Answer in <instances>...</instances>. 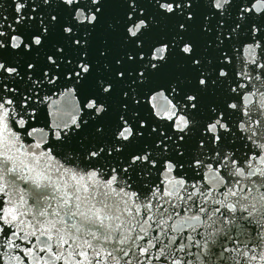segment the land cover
Segmentation results:
<instances>
[{
	"label": "snow or ice",
	"instance_id": "obj_1",
	"mask_svg": "<svg viewBox=\"0 0 264 264\" xmlns=\"http://www.w3.org/2000/svg\"><path fill=\"white\" fill-rule=\"evenodd\" d=\"M5 4L0 264H188L180 240L206 227L201 217L218 189L222 198L213 202L229 214L239 208L241 217L259 213L264 220V0ZM46 102L53 111L44 112ZM42 114L43 126H35ZM241 177L250 186L241 190L244 199L225 203L237 196L233 185ZM61 187L68 189L59 203L71 234L60 212L53 209L48 220L45 211ZM97 189L108 190L101 207L71 210L70 194ZM18 192L24 194L13 199ZM25 213H32L31 224ZM239 230L245 233L246 224ZM219 231L205 233L203 248ZM238 255L239 264L257 259Z\"/></svg>",
	"mask_w": 264,
	"mask_h": 264
},
{
	"label": "water",
	"instance_id": "obj_2",
	"mask_svg": "<svg viewBox=\"0 0 264 264\" xmlns=\"http://www.w3.org/2000/svg\"><path fill=\"white\" fill-rule=\"evenodd\" d=\"M6 6L5 0H0V7ZM53 92H56L54 89ZM52 100L57 101L58 105L62 102V98L58 97L57 95H52ZM53 111V109H49L47 107V102L44 108V112H50ZM57 119L56 115H52L48 117V122L52 123L54 120ZM44 123V115L42 114L40 117V124L35 126H43ZM26 140H30V138H26ZM31 141H29L30 143ZM42 147H44L42 145ZM54 175V173H53ZM55 178V176H54ZM240 183L239 185H233L234 190L237 191V196L231 197L228 200L225 201V203H237L239 200L244 199L242 195L241 190H247L250 186L248 185V182L245 178H239ZM7 182V177H5L4 181H0V183ZM19 187L21 189H25L26 185L24 183H20ZM113 188H115V185H113ZM259 191V189H257ZM40 191V190H35ZM68 189L65 188H59L57 193H51V189H48L47 191H43L41 194L48 198L49 194L56 195L57 199L50 201L51 207H45V211L49 213L47 219L51 220L53 212V209L60 212V216L64 217L63 224L65 225L64 231L71 234L75 231V229H72L68 227L71 225L72 220H69L64 215V210H62V206L60 205L59 201L63 200L64 197L59 194V192H67ZM101 192L107 193V189H97L95 193L92 192H80L75 193L73 192L70 194L67 198L70 201V208L72 211H80L85 214H89V210L93 207H101V204L99 201L102 199ZM220 190H217V195L214 198H210L209 204L211 205V211H209V214L207 216H202L201 219L206 225V227H200L197 229V232L199 235L193 234L191 232L185 231L184 233V239L180 240V243L185 244L186 251L189 253V256L186 258L188 261V264H232V261L228 259L227 257H235L237 264H239V261L241 257L238 255L239 252H248L249 257L251 256H257V259L252 261L251 264H264V259H261L257 254L264 252V245H262L260 248H257V245L264 241V228H261L259 224H256L255 220H259L261 223H264V220L261 219L259 213L254 214V220H249L247 217V213H244V216H240L241 209L237 208L236 213L229 214L227 210L218 203H214L213 199L219 200L222 197L219 194ZM23 192H18L13 199H17L20 195H23ZM80 196V200H76V196ZM109 195H111L109 193ZM251 196L255 197V193H250ZM95 197V199H93ZM25 199L28 200V207L33 208V211H35V205L33 203V197L31 195H26ZM112 199H115V197H112ZM41 207H44V201L41 200ZM77 203L79 204V208H76ZM247 203L249 205V210H251V205L254 203V199L247 200ZM219 208L220 212L217 213L215 216L212 215V212ZM21 211H24V209H21ZM155 212L156 210L153 209ZM208 211V209H206ZM113 213L109 212L108 215L111 216ZM189 213L182 212L180 209H177V215L178 216H185ZM192 215H195L196 213H191ZM104 213H101V216L103 217ZM32 213H25L24 220L26 223L31 224ZM37 219L43 221L45 218L43 217H37ZM74 220L79 223L81 222V217L75 216ZM221 221H224L222 223ZM228 221H232L233 223H227ZM109 223H119L123 224V220L118 221H108ZM175 223H178V221H174ZM246 224V232L241 233L239 230V226L241 223ZM57 224L58 227L60 226V220L59 217L57 218ZM235 227L236 230L233 228ZM133 228L135 226L133 225ZM216 229H219V233L214 237V239L210 242L209 246L207 248H203V242L205 238V233H213ZM188 235H192L193 239L192 241H188L186 237ZM3 237H0V240H2ZM87 239V237H85ZM200 240V244H196V240ZM21 243H24L21 241ZM71 243V241H70ZM245 245H247L245 247ZM31 246V245H29ZM225 249H230L231 251L225 252ZM178 255L181 256L182 259H184V254L179 253ZM197 257H200V260L197 259ZM59 264V262H58ZM148 264H151V262H148Z\"/></svg>",
	"mask_w": 264,
	"mask_h": 264
}]
</instances>
